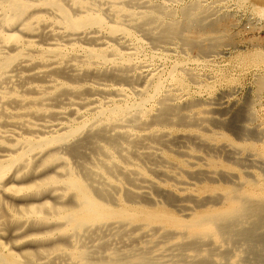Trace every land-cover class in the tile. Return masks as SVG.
Instances as JSON below:
<instances>
[{
	"label": "bare ground",
	"instance_id": "1",
	"mask_svg": "<svg viewBox=\"0 0 264 264\" xmlns=\"http://www.w3.org/2000/svg\"><path fill=\"white\" fill-rule=\"evenodd\" d=\"M167 2L0 0V209L24 213L13 234L32 242L0 248V264H264V179L221 167L218 150L235 144L209 128L214 116L175 103L181 64L154 67L161 39L213 47L183 34L192 6L155 32ZM256 8L264 17V0ZM175 123L202 129L172 137ZM175 143L194 148L163 158Z\"/></svg>",
	"mask_w": 264,
	"mask_h": 264
},
{
	"label": "rangeland",
	"instance_id": "2",
	"mask_svg": "<svg viewBox=\"0 0 264 264\" xmlns=\"http://www.w3.org/2000/svg\"><path fill=\"white\" fill-rule=\"evenodd\" d=\"M160 1L161 0H157L158 3ZM165 1L166 2L168 1L167 3L169 4L168 8H167V14H164L162 16L160 15L161 17H159V19L158 18L156 19V21H158V20L159 21L158 22L155 21L156 24L154 23L155 32L157 31V33H158L160 31V28L165 23H174V24H178V25L184 24V21L186 19H185V15L183 13V9H184V7L192 6L194 8V13L196 14L195 20L193 22H194V24L195 23L197 24V25L195 24V26H197V27L199 26V27L198 28L194 27V24L192 22L193 26H191V30L196 28V31L193 33V31L195 29L192 32H191V30H188V31L185 30L183 34L185 36H189V37L191 36V38H195L200 43H203L205 45H211L213 47L207 53L202 54L199 51H197L196 49H191L189 46H186L183 43V41L181 40V38H179V37H173V38L171 37V38H168L167 40L161 39L160 41L157 42V44H155L153 46L151 45L152 47H150L151 51L154 52L153 53L154 54V65H155L154 67L159 69L158 66H162L160 68L162 70V69H170L173 66V63H175V64L178 63L179 65L181 64L179 66V68H180L179 73H181L182 77H183L182 78L183 84H181V88H180V84H178L177 82H173V88H174L173 90L174 91L172 92V94H174V96L176 98L175 103H177V105H179V107L180 106L184 107L183 109H181V111L183 113L188 112L189 114L192 113V115L196 114L199 117L202 116V117H206V118H208L210 115H211L210 117L214 116L212 118L215 119V122H217L218 125L214 124V123H212V124L209 123L208 124L209 128L212 131H214L215 133H218V134L220 133L221 135H224L228 141L235 144V145H233L235 148L231 145L230 146L231 150H229V151L225 150L224 148L220 149L221 151L218 150L219 154H216L214 159L217 160L218 163L221 164V167L222 168H224V167L229 168L232 172H234L233 173L234 175L237 174L234 177L235 181L238 180V179H236L237 177L240 178V176H245L248 174H249L248 176H250V177L257 176L260 179L261 178L264 179V170H263L264 169V154H263V151H264V127H263L264 126V88L261 89L259 87L260 79L264 78V69H263L264 68V62L259 61L258 57H257L258 54H260L261 52H262V54H264V41H263L264 40L263 39L264 38L263 37L264 36V28L263 27L261 28V26H264V24H263L264 17H261V15H259L260 13H259L258 9L256 8V4L261 3V0H257V1L256 0H241V1L240 0H217V1H215V0H210V1L209 0H194V1L193 0H165ZM252 3H254V4H252ZM205 10H208V11L206 12ZM254 10L256 12H253ZM168 11H170V12H168ZM199 14H201L202 16H199ZM230 14H231V16H230ZM221 16H222V20L220 19ZM258 16H259V18H258ZM227 17L229 20L227 19ZM257 18H258V20H257ZM160 19H162V20H160ZM220 20H221V23H220ZM222 22L224 25L222 24ZM211 23H217L219 25L220 24H222V25H220L219 28H217V27L214 28L213 30H215V31H213L210 28H208L209 24H211ZM244 23H245V25H244ZM206 26H207V29H205ZM254 26L255 27L259 26L258 27L259 29L257 27L255 28ZM226 28H227V30H229L228 32H225V31H227ZM244 28L245 29L248 28V30L250 29V31H248L247 29L244 30ZM197 30H199V31H197ZM255 37L258 40L255 39ZM260 38H262V39H260ZM206 39H207V41H206ZM252 39H254V40H252ZM255 54H257V55H255ZM205 57H207V58H205ZM168 64H170V65H168ZM171 64H172V66H171ZM164 65H166V66H164ZM182 68H184L183 71L187 69L188 70L187 73L183 72L181 70ZM189 73L193 74V75L190 74V75H192V76H190L192 78L191 79L189 78L190 80L188 79ZM195 79H197L196 82H191L192 80H195ZM197 81H199V82H197ZM230 90H231V92H230ZM258 91H259V93H258ZM226 92H227V94H226ZM217 98H218V100H217ZM196 99H198V100L196 101ZM183 102H184V104H183ZM200 102H203V103H200ZM181 103H182V105H181ZM205 103H208V104H205ZM199 104H201V105H199ZM230 104H231V106L229 108L228 106ZM202 106L203 107L205 106V107L203 108ZM249 106H251V107L249 108ZM190 107H191V110H190ZM214 107H216V109L217 108L218 109L216 110ZM180 108H182V107H180ZM185 108L188 110H186ZM201 108H203V109H201ZM253 108L255 109V112L253 111L254 110ZM212 110H214V111H212ZM235 110H237V111H235ZM250 110H252V111H250ZM202 111H206V112L203 113ZM246 112L248 115L246 114ZM232 113H233V116H232ZM253 113H255V115ZM216 115H217V117H216ZM230 115H231L232 119L230 117V120H229ZM234 117H236L235 121L237 119V121H236L237 123L235 121L232 122ZM251 120H253V121L251 122ZM229 122H232V123L230 124ZM176 124L177 123H175L174 125H171V124L164 125V127L167 128L168 130H170L172 135L174 134L175 136H176V134H181V133L198 132L197 130L202 129L201 127L197 128L196 126L186 127L183 125L184 126L183 127L182 125L180 126V124H177V126H176ZM226 124L230 125V127L227 126ZM234 126H235V128H234ZM244 127H246V128H244ZM230 131H232V132H230ZM253 132L257 134V137H254V135H252ZM174 135L172 137H175ZM248 135H249V138L247 137ZM245 136L247 139L245 138ZM219 144H221V143H219ZM248 146L251 148L247 149L246 147H248ZM177 147H180V148H177ZM186 147H188V148H186ZM231 147L234 149H232ZM190 148L193 149L194 148L193 145H189V146L187 145V146L182 147L178 143H175V144H171V146L170 145L166 146V147L163 146L161 148L163 151L159 150V152L161 153L160 155H162L163 158L168 157L169 155L175 157V156L179 155V153H180L179 150H181V149L191 150ZM238 149H241V151ZM234 150H236V151H234ZM245 152L248 154H246ZM223 153H224V155H223ZM228 153H229V155H232V156H229ZM222 156H224V158ZM260 159H261V161H260ZM228 160H230V161L232 160L233 162L232 161L230 162ZM254 160L256 162L255 164L252 163V162H254ZM246 162H248V163H246ZM241 172H243V173H241ZM262 172H263V174H262ZM218 184L223 185L224 183L222 181H219ZM13 207H14V209H13ZM7 208L8 207L6 205H4L1 208L3 210L0 209V215H1L0 221L2 219H4V221L2 220L3 224L0 225V229L2 227V229L0 230V242H1L0 245L2 247L0 246V248L3 249L5 252L12 251V252H16L17 254H20V255L26 254V250H27L28 246L30 244H32V242H29V241H24V242L21 241L20 242L19 238H16L19 233L17 234V236L13 234V232L16 231L17 226L20 225V222H16L17 221L16 217L19 218L24 213L21 212L18 209V207L12 206V208L9 212L12 215L15 214L14 215L15 217H14V219H12V217H11L12 215L10 216L11 218L7 217L8 219H11V220H9L10 221V223H9L8 220L5 221L6 219L4 217V216H6L4 213L7 211ZM9 208H10V206H9ZM2 214H4V215L2 216ZM14 220H15V222H14ZM7 222H8V224H6ZM8 225L13 226V227H11V229H10V226H8ZM14 226H15V228H14ZM29 228H30V226L28 225V228L26 227L25 229L29 230ZM8 230L12 231V232H9ZM4 237H6V238H4ZM36 242H37V240H36ZM28 243H30V244H28ZM4 245H5V247H4ZM22 245H24V246H22ZM25 245H28V246H25Z\"/></svg>",
	"mask_w": 264,
	"mask_h": 264
}]
</instances>
